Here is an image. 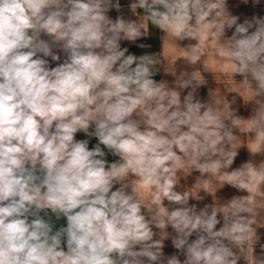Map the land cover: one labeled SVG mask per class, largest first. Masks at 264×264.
<instances>
[{
    "label": "clouds",
    "instance_id": "9594fccd",
    "mask_svg": "<svg viewBox=\"0 0 264 264\" xmlns=\"http://www.w3.org/2000/svg\"><path fill=\"white\" fill-rule=\"evenodd\" d=\"M261 209L264 0H0V264H264Z\"/></svg>",
    "mask_w": 264,
    "mask_h": 264
},
{
    "label": "crops",
    "instance_id": "0c3cea01",
    "mask_svg": "<svg viewBox=\"0 0 264 264\" xmlns=\"http://www.w3.org/2000/svg\"><path fill=\"white\" fill-rule=\"evenodd\" d=\"M148 27L147 21H145V28ZM154 49L159 53L161 59L162 69H171L175 67L177 70L188 67L185 61L181 58L182 53L176 51L177 47H182V45H173L170 44L167 40H164L162 35L152 31ZM175 58V62L173 59ZM201 71L204 74L205 79L207 80V88L214 90L218 94H224L227 89L231 88L235 90L238 87V80L230 79V73L223 67L219 57L217 56L214 45L211 43L207 44V49L205 55L202 57ZM235 94V91H233ZM81 134H78V136ZM237 147L240 149V159L245 158L248 151V137L243 131H237ZM252 147H255L252 145ZM143 196H147V191L141 193ZM264 212V209H261ZM59 223H63L60 221Z\"/></svg>",
    "mask_w": 264,
    "mask_h": 264
}]
</instances>
